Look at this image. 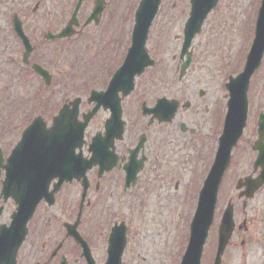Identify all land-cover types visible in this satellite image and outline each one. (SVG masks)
I'll use <instances>...</instances> for the list:
<instances>
[{"label":"rangeland","instance_id":"1","mask_svg":"<svg viewBox=\"0 0 264 264\" xmlns=\"http://www.w3.org/2000/svg\"><path fill=\"white\" fill-rule=\"evenodd\" d=\"M8 0H0V7L7 5ZM12 2V0H9ZM26 1V0H24ZM94 0H85L79 13L82 21L93 8ZM106 12L101 15L100 23L89 25L82 29L80 38L70 42V69L68 76L62 79V85L56 92L50 94L51 104H59L60 99L69 100L80 97L82 105L80 112L90 108L87 96L90 90H99L107 85L114 72L123 60V55L130 43L134 11L139 0H105ZM260 0H219L204 21L200 35L194 38L191 46L197 51L198 59L195 66H190L186 76L178 80V55L182 44L184 23L189 13V0H163L157 17L150 29L146 49L149 55L159 63L147 69L143 75L135 80L134 91L124 99L125 117L132 124L143 123L140 115L139 101L150 92L155 97L165 96L168 99L188 100L189 94L199 88L206 89L207 101H213V112L219 106L222 110V93L224 85L230 77H235L241 61H245L254 37V24L258 2ZM34 0H27L25 4L31 5ZM76 0H64L70 14ZM61 0H45L44 9H55L61 6ZM0 12V22L4 20ZM207 42L208 45H201ZM207 46V47H206ZM207 48V51L204 48ZM207 65H206V64ZM209 67L211 72L205 69ZM195 67H198L195 70ZM86 76L88 80L86 81ZM207 84L203 86L202 80ZM199 81V84L196 83ZM68 82L70 91L68 89ZM18 87H21L18 86ZM17 87V88H18ZM0 85V147L5 156H8L18 140V136L25 127V118L29 114L32 101L26 100L29 96L28 88H21L17 92L3 91ZM19 94V95H18ZM152 95V96H153ZM154 97V96H153ZM145 98L148 99V96ZM39 101V100H38ZM191 101V98H190ZM135 111H132L134 110ZM185 113L178 114L167 126V137H174L178 131L177 123L181 122ZM25 117V118H24ZM108 113L102 111L89 123L85 131L86 139L103 129V121ZM211 132L197 137L194 141L195 152L204 151L201 161L198 152L190 151L187 142L180 141L172 145L176 148V157L163 173L161 185H143L144 189L134 190L133 197L121 195L103 196V202H98L94 211L100 205L99 214L113 213V221L124 220L128 223L127 248L122 257L123 264H179L188 238L190 220L195 210L199 190L207 175L217 148L220 135V125L214 122ZM5 142V143H4ZM181 143V145H180ZM170 147L169 143H166ZM201 147V149H200ZM173 149V150H174ZM209 157V161L207 158ZM238 173H227L223 180L215 210L212 228L204 250L202 264H209L210 255L215 250L216 231L221 213L229 199L234 204V220L236 224L246 220L251 223L252 231L247 235L236 230L232 236V243L227 247L222 264H264V210L261 201L263 191L254 196L251 201H244L245 207L241 209L242 202L237 199L235 180ZM149 176V174H147ZM153 175L150 177L152 179ZM158 179V178H157ZM158 179L156 182H159ZM177 181V186L175 183ZM1 188V186H0ZM112 189L108 187V193ZM142 192V195L139 193ZM136 193V194H135ZM117 196V198H116ZM79 194L74 186L64 188L57 196L53 206L39 207L35 224L31 226V233L22 245L21 256L25 264L40 260L43 252L41 243L46 241V247H53L60 241L59 229L62 223L71 215L75 218L79 202ZM2 204V201H0ZM14 211L11 201L5 204L2 220H9ZM98 215V213H96ZM131 216V217H130ZM112 218L111 216H109ZM49 218V220H46ZM131 219V221H130ZM101 220V221H100ZM100 232L105 234L107 225L100 219ZM49 221V226H44ZM127 221V222H126ZM85 221L84 226H87ZM246 240L245 248H240L242 240ZM47 250L45 249V252ZM101 256V254H100ZM44 257V256H43ZM105 258V253L101 256Z\"/></svg>","mask_w":264,"mask_h":264},{"label":"flooded vegetation","instance_id":"2","mask_svg":"<svg viewBox=\"0 0 264 264\" xmlns=\"http://www.w3.org/2000/svg\"><path fill=\"white\" fill-rule=\"evenodd\" d=\"M26 1H7L9 6L0 7L1 15L5 17L4 20L0 22V85L4 87L2 89L3 91L12 90L13 88L18 92L19 89L23 87L28 88V93L31 94L32 99L33 95L36 94L41 87L39 83L42 82L40 75L34 69L35 66H39L41 69L47 71L50 77V85L45 87L46 93L49 95L56 92L57 87L62 85V79L69 74L70 38L64 37L62 39L53 40L47 37L61 33L67 26L70 15L64 0H61V6L57 5L55 9H44L45 6H43L42 3L45 0H38L33 5L25 4ZM17 24H19L23 35L26 37L27 43H25L15 31V26ZM204 50L207 51V48L205 47L202 51ZM190 51V66H195L198 59L197 51L193 49V47ZM244 62L245 61H241L240 63L239 72L243 70ZM197 69L198 67H195V70ZM205 69L208 73L211 72L209 67L205 66ZM212 74L213 71L211 72V75ZM196 83L199 84V81L196 80ZM202 83L205 87L207 80L203 79ZM20 85L21 87H18ZM14 90L12 91L17 93ZM191 94L192 96L189 94L188 100L175 99L179 102L176 116L185 113L184 115H186V117H182L181 122L177 123L178 131L174 132V137H167V126L175 118H173L171 122L165 123L159 122L155 115H148L142 117L144 124L141 123L134 126L136 124H132L129 122L128 118L125 117L124 99H122L121 105L124 121L123 136L120 140H114L113 146L108 147L106 149L107 152H104L100 156L102 160L111 164V167H109L110 170L98 176L100 167L93 166L85 173L87 188L84 196L86 195V198L84 207L82 208L80 222L77 226V232L87 244L89 249L88 253H85L83 248L73 238L67 237V230L64 227L65 224H73L75 222L83 194V181L72 180L70 183L63 182L58 191L53 193V199L55 203L57 196H59L64 188L74 186L76 192H78L80 196L75 218L72 220L71 217L73 215H71L67 221L62 223V229L58 227L60 241L52 248L46 247V241L41 243L40 249H42L43 252L40 257L42 258L30 264L104 263L107 251V238L111 226L116 222L113 221V213L110 212H106V216L105 213H102L100 217V205L94 211V207L97 203L103 202V196H115L118 194L123 198L127 195L129 196L128 198H130L131 194H129L128 191L137 189L140 185L161 184V182H163L162 172L168 165L172 164L174 156H177L175 151L180 141L187 142L189 150L195 152V139L211 132L214 127V122H217L218 126L220 125V129L223 128L229 113L230 95L227 87L224 85V91L222 93V110L220 111L218 106L216 113L213 112V106L215 105L213 101L206 100V89H198L197 87L195 92ZM152 95V93L147 92L146 96H148V99L145 98V96L144 101H142L148 109H152L158 99L165 98V96L155 97V93L153 95L154 97ZM50 101L51 98L49 97L46 106L42 107L41 105L39 111H37L36 104L32 102L28 116H26V118L24 117V122L30 123L34 118L40 115L46 126L50 127L61 107L68 105L71 100H69V97L66 99L62 98L58 105H53ZM245 104V125L231 153L230 171H235L241 175L237 179H244L246 177L255 178L264 170V49L259 64L249 79ZM91 107L92 106H90L89 109H91ZM89 109H86L84 112H80L79 110V119ZM101 133L102 131H98L94 135ZM141 137H144L143 142L140 148L136 150ZM177 138H179L180 141L175 140ZM91 139L88 141L85 135V143L81 148V153H83L82 155L85 158L89 157L88 146ZM166 143H169L170 147H167ZM173 143L174 145L177 144L175 149L172 147ZM198 152H200L199 158L202 161L205 150H199ZM198 152H195V159H197ZM259 155L261 156L260 164L255 166V162L258 160ZM3 156L6 157L4 154ZM205 158H207V156H205ZM207 159L209 161V157ZM129 164H132V169H136V174L129 188H125V174ZM147 174H149V176H147ZM152 175L153 177L151 179L150 177ZM157 178L160 179V183L156 182L158 180ZM3 179L4 172L1 170L0 185ZM57 182L58 180L51 181L49 189L53 190ZM108 187L112 189L110 193H108ZM262 189L261 190L264 191V186ZM241 202V209H244L246 206L244 200ZM1 205L0 203V206ZM43 205L45 206L44 203H41L39 207ZM12 206L15 209L13 203ZM261 206L262 210H264V196L261 201ZM87 210L89 211L86 213ZM4 211L5 206L0 215V226L9 224V220L5 221L1 219ZM37 211L27 226L28 230L25 242L32 232L31 226L37 225L35 224ZM96 213H98V215ZM261 218L264 219V216ZM100 219H104L103 222L107 225L105 234L100 232ZM46 220H49V218ZM97 220H100V223ZM85 221H87V226H84ZM242 221H244V224L240 227L238 233L247 237L252 231V226L251 223H247L245 219ZM48 222L49 221H45L44 228L45 226H49ZM260 235L264 236V232ZM246 242L245 239L241 241V249L245 248ZM59 243H61L60 246ZM45 249L47 250L46 252ZM21 250L22 246L16 254V264H25L22 261ZM104 253L105 258L101 257ZM86 254H88V256H86Z\"/></svg>","mask_w":264,"mask_h":264},{"label":"water","instance_id":"3","mask_svg":"<svg viewBox=\"0 0 264 264\" xmlns=\"http://www.w3.org/2000/svg\"><path fill=\"white\" fill-rule=\"evenodd\" d=\"M160 1L161 0H142L140 2L135 13V25L132 32L131 48L128 50L122 67L114 74L109 82L106 92H92L90 94L89 101L95 102L96 105L90 113L83 116L84 122L78 123L76 121L79 104V101L76 100L72 103L73 108L71 110H67V108L64 107L60 111L59 116L55 119L54 127L49 132L44 130L43 124L40 121L33 124L25 132L22 142L13 151L11 156L12 163L4 167L6 170V180L3 183L1 196L4 201L8 198H12L18 205V208L16 213L11 216L10 227H0V264H15L17 250L26 236V224L28 220L38 202L43 197L47 199V189L50 178L56 175L61 176L59 174V172L61 173V167L56 170L54 168L59 166L63 160L69 158V168L77 169L78 166L79 171H77L78 169H71L70 173H66L65 176L68 180L72 177L78 179L83 177L87 168H90L91 165L98 162L95 154H93L89 162L81 161L79 159L81 157L80 155L75 157L73 154L76 147H81L83 130L100 106L105 110L109 109L111 111V118L105 124L107 139L105 140V138H103L100 141L94 142L90 147V151L94 150V145L96 143H100L102 147L101 152H103L108 147L112 146L114 138L121 137V111L117 93L121 92L123 96L129 94L133 89L134 77L140 75L144 68L151 64L144 51V46L149 26L157 13ZM80 2L81 0L76 9H78ZM216 2L217 0H190L191 11L190 17L184 27V44L181 50V57L187 52L194 35L200 32L206 15L215 7ZM102 4V1L95 2L91 18H96V16L99 15L101 9H103ZM260 9L258 26L256 28V38L248 56L245 71L237 79L232 80L227 86L230 90V101L226 130H224L219 139L218 150L215 155L213 166L199 193L197 208L190 224L188 245L181 264H200L203 245L213 220L217 191L224 171L229 164L231 148L235 145L244 126V92L247 84L246 81L254 69L256 58L260 57L261 54V49L258 51V48L264 33V1ZM89 21L90 19L88 22ZM72 24L76 25L75 13L72 16L69 28L66 29L62 35L68 34V30H71ZM188 63L189 61L182 66V74L184 69L188 66ZM243 78L244 80L239 84L240 80ZM159 108H162L161 105L157 107V110ZM166 108L167 112L164 119L169 120L174 110L170 109V107ZM159 113L160 112H157L156 114L158 117ZM73 159L77 160L73 161ZM103 167L108 169L111 167V164H106ZM127 173L131 172L127 170ZM263 180L264 175H261L258 180L247 179L243 184L239 182L237 189H240L241 186L244 185L246 187L244 195L246 197H251L260 187ZM49 203L52 204V200ZM232 228V208L228 206L222 216L221 225L218 230V245L214 264H220V256L223 254L228 243ZM68 235L73 236L77 241L79 240L76 233L73 232V228L68 229ZM124 247V229L114 228L109 239L108 259L106 264H120Z\"/></svg>","mask_w":264,"mask_h":264}]
</instances>
